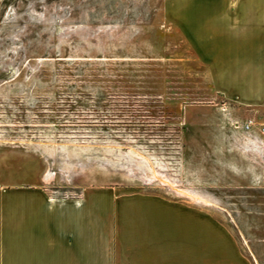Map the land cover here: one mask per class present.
<instances>
[{
  "label": "rangeland",
  "instance_id": "1",
  "mask_svg": "<svg viewBox=\"0 0 264 264\" xmlns=\"http://www.w3.org/2000/svg\"><path fill=\"white\" fill-rule=\"evenodd\" d=\"M253 21L264 0H0V191L183 201L264 264V126L235 128L249 77L223 74Z\"/></svg>",
  "mask_w": 264,
  "mask_h": 264
},
{
  "label": "crops",
  "instance_id": "2",
  "mask_svg": "<svg viewBox=\"0 0 264 264\" xmlns=\"http://www.w3.org/2000/svg\"><path fill=\"white\" fill-rule=\"evenodd\" d=\"M253 22L248 41L223 47V74L249 77L232 98L264 126V21ZM249 134L264 157V135ZM0 264L249 263L224 227L183 201L115 188L63 199L21 185L0 191Z\"/></svg>",
  "mask_w": 264,
  "mask_h": 264
},
{
  "label": "built area",
  "instance_id": "3",
  "mask_svg": "<svg viewBox=\"0 0 264 264\" xmlns=\"http://www.w3.org/2000/svg\"><path fill=\"white\" fill-rule=\"evenodd\" d=\"M254 125H255V121L253 119H248L241 124L236 123L235 128H240L244 131H249L250 129H252L254 127ZM261 132L264 134V129H262Z\"/></svg>",
  "mask_w": 264,
  "mask_h": 264
},
{
  "label": "bare ground",
  "instance_id": "4",
  "mask_svg": "<svg viewBox=\"0 0 264 264\" xmlns=\"http://www.w3.org/2000/svg\"><path fill=\"white\" fill-rule=\"evenodd\" d=\"M172 188V187H171ZM174 189V188H173Z\"/></svg>",
  "mask_w": 264,
  "mask_h": 264
}]
</instances>
